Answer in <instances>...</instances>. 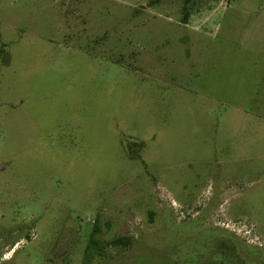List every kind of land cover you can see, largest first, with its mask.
Listing matches in <instances>:
<instances>
[{
  "label": "rangeland",
  "instance_id": "1",
  "mask_svg": "<svg viewBox=\"0 0 264 264\" xmlns=\"http://www.w3.org/2000/svg\"><path fill=\"white\" fill-rule=\"evenodd\" d=\"M0 264H264V0H0Z\"/></svg>",
  "mask_w": 264,
  "mask_h": 264
},
{
  "label": "trees",
  "instance_id": "2",
  "mask_svg": "<svg viewBox=\"0 0 264 264\" xmlns=\"http://www.w3.org/2000/svg\"><path fill=\"white\" fill-rule=\"evenodd\" d=\"M122 241L121 240H117L115 243H121Z\"/></svg>",
  "mask_w": 264,
  "mask_h": 264
}]
</instances>
